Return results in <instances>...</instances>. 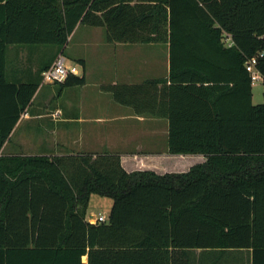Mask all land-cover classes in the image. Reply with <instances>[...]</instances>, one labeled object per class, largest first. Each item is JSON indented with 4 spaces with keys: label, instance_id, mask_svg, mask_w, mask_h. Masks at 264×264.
Segmentation results:
<instances>
[{
    "label": "trees",
    "instance_id": "obj_1",
    "mask_svg": "<svg viewBox=\"0 0 264 264\" xmlns=\"http://www.w3.org/2000/svg\"><path fill=\"white\" fill-rule=\"evenodd\" d=\"M80 23L104 27L108 42L168 48V77L109 90L135 114L167 118L169 153L204 162L158 173L127 171L111 151L3 153ZM10 45L44 46L52 61L10 82ZM261 51L264 0H0V264H236L244 254L264 264V102L253 103L246 69ZM256 67L264 78V56ZM93 194L113 199L105 221L88 220Z\"/></svg>",
    "mask_w": 264,
    "mask_h": 264
},
{
    "label": "crops",
    "instance_id": "obj_2",
    "mask_svg": "<svg viewBox=\"0 0 264 264\" xmlns=\"http://www.w3.org/2000/svg\"><path fill=\"white\" fill-rule=\"evenodd\" d=\"M46 49L10 45L6 55L7 79L22 82L38 76L52 61L51 49ZM67 49L73 62L81 67L78 75L85 76V83L74 87L41 83L13 127L3 153L60 156L111 151L121 155L127 171L182 172L178 162L186 158L168 152L167 118L135 114L109 90L111 85H136L147 79L168 77L167 47L108 42L104 27L80 23L71 34ZM165 98L164 94L163 101ZM160 99L156 97L157 105ZM244 256L243 262L236 264L252 263L246 262ZM83 260L87 261V257Z\"/></svg>",
    "mask_w": 264,
    "mask_h": 264
},
{
    "label": "built area",
    "instance_id": "obj_3",
    "mask_svg": "<svg viewBox=\"0 0 264 264\" xmlns=\"http://www.w3.org/2000/svg\"><path fill=\"white\" fill-rule=\"evenodd\" d=\"M264 56V51L258 52L255 55L251 56L246 62V69L251 75L252 83L262 80L264 78L262 74L258 71L256 64L258 62L259 57ZM80 72L79 64L68 61L66 55L63 52H60L53 63L42 72V83H62L65 82L66 79L70 75H78ZM107 217L103 214L95 215L92 214L88 216V220L91 223H97L105 221Z\"/></svg>",
    "mask_w": 264,
    "mask_h": 264
},
{
    "label": "rangeland",
    "instance_id": "obj_4",
    "mask_svg": "<svg viewBox=\"0 0 264 264\" xmlns=\"http://www.w3.org/2000/svg\"><path fill=\"white\" fill-rule=\"evenodd\" d=\"M75 43V39L73 41V45ZM50 48V47H49ZM168 49V48H167ZM166 49V50H167ZM49 50V49H47ZM168 52V50H167ZM64 55H66L68 61H73L72 59L74 58H70L71 54H70V49H67L64 52ZM76 61V60H75ZM81 67H79L80 69ZM253 103L255 104H260L264 102V81L259 80L253 83ZM185 157V159H181L178 163L180 168L183 171H187L189 169V167L195 163H200V162H204L205 161V157L203 156V154L200 153H196V154H186V155H176L175 157ZM182 171V172H183ZM113 205V199L110 197H106V196H101L98 194H93L91 195L90 201H89V205H88V215L90 216L91 214H95L96 216L99 214H103L106 217L109 216L110 214V210L111 207Z\"/></svg>",
    "mask_w": 264,
    "mask_h": 264
}]
</instances>
